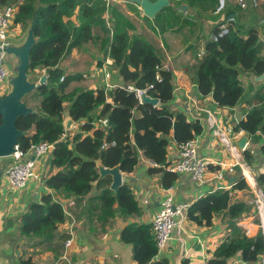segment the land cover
<instances>
[{
    "label": "trees",
    "instance_id": "trees-1",
    "mask_svg": "<svg viewBox=\"0 0 264 264\" xmlns=\"http://www.w3.org/2000/svg\"><path fill=\"white\" fill-rule=\"evenodd\" d=\"M188 1L169 0V3ZM6 5L15 7L10 28L15 25L23 30L32 28L34 42L29 50L26 73L37 77L36 72L44 69L47 76L46 82L30 93L36 97H32L35 106L30 107V101L24 100L37 112L17 118L15 125L22 132L17 145L25 151L31 143L56 144L48 161L50 169L56 171L43 178L52 193H43L38 201L29 204L19 218L21 233L51 240L66 219L60 200L73 198L78 207L93 191L83 207L91 232L107 231L115 215L123 218L139 215L140 207L130 185L123 183L113 192L109 188V175L98 180L96 161L107 168L119 166L122 172L129 173L145 159L154 164L147 169L149 173L161 172L165 189L177 179L176 173L165 169L169 164L168 146L171 142L178 145L196 137L203 125L199 120L189 121L185 113L170 108L174 75L172 70L163 68L165 49L158 42L139 36L130 39L128 31L133 30L134 25L115 1L0 0V7ZM166 10L171 14L170 19L159 23ZM182 15L171 5L162 7L153 17L155 27L152 28L164 33L178 25V31L185 22H191ZM86 43H93V48L98 50L95 52L97 69L106 56L111 58L109 69L115 72L118 81L111 80V88L84 87L81 84L87 79L83 73L71 74L59 67L63 56ZM202 53L196 50L186 66L193 71L198 92L203 96L211 94L219 107H234L241 101L245 91L239 77L241 72L255 76L264 74V56L258 31L253 27L245 34L232 27L218 41L209 38ZM129 85L146 89L148 96L158 99L159 106L140 103L134 91L127 88ZM255 103L233 129L243 130L257 143L259 134H264V98L255 95ZM67 115L77 122L78 130L74 133L63 126ZM104 118L107 119L105 128L93 124ZM259 153L264 157V142L259 146ZM242 155L247 163L251 162L249 150H243ZM255 181L264 200V172L256 174ZM249 189L238 172L230 189H217L188 206L187 220L197 225H211L216 213H222L227 219V234L205 264H228L236 254L247 264L262 258V232L248 236L246 229L237 224L249 213L251 205L245 201H230V192ZM119 240L131 244L132 257L137 264H168L165 258L154 259L158 252L151 225L130 222L121 229ZM21 262L31 264L30 259Z\"/></svg>",
    "mask_w": 264,
    "mask_h": 264
},
{
    "label": "crops",
    "instance_id": "crops-1",
    "mask_svg": "<svg viewBox=\"0 0 264 264\" xmlns=\"http://www.w3.org/2000/svg\"><path fill=\"white\" fill-rule=\"evenodd\" d=\"M245 1L246 7L241 8L235 2L227 0L226 8L220 15L214 14L217 0H190L188 3L173 5L169 3L177 12L183 14L182 18L194 23L185 22V25L178 31H176L178 25H175L173 30L169 29L167 31L169 37L167 42L164 41L165 44L158 42L157 37L151 36L152 41L158 42L166 50L164 65L172 70L174 75V90L170 108L185 113L189 121L199 120L203 125L201 133L195 138L200 156L208 163L205 180L196 182L189 174L178 173L172 186L165 189L161 183V172L149 173L147 169L154 164L141 159L132 172H122L123 183L130 185L140 207L139 215L126 218L115 215L107 231L102 234L91 232L87 226V217L83 212V207L85 200L94 193L93 191L83 198L80 206L68 208L70 216H66L65 221L55 232V236L48 240L44 236L34 237L22 234L19 218L27 211L32 201H38L43 193H52V191L46 188L44 182L41 183L35 179L30 180L23 189L11 188L4 177V170L12 159L10 156L0 157V264H21V260L25 259H30L31 264H65L59 259L64 250V240L68 237L65 229L74 221L73 242L69 247L72 264H137L132 257L131 244L119 240V233L124 226L130 222L151 225L153 215L159 209L160 202L167 193L172 196L175 203L190 205L201 196L217 189H230L238 172L242 174L250 189L230 192V201H245L251 205V209L237 224L246 229L248 236H253L258 231L264 235V200L255 181L256 174L264 172V157L259 153V146L264 142V134H259L257 143L253 142L244 131L234 136L233 142L236 145L242 136L247 137L244 150H249L252 155L251 162L247 163L242 155L243 150L237 149L230 153L212 134L207 122L208 117L215 118L219 124L226 126L235 125L243 119L247 111L256 105L254 96L258 94L264 98V74L255 76L242 72L239 77L245 91L241 101L234 107H219L213 101L211 94L203 96L198 92L193 71L186 66L192 61L196 50L202 52L205 41L210 38L217 24L226 15L235 16L236 21L233 28L241 33H245L251 27L257 29L261 54L264 56V0H256L257 5L255 6L253 0ZM124 3L127 8L130 5L133 10L136 8L141 11L135 3L126 4V0ZM182 5L186 6L185 9L181 8ZM144 28L149 31L147 25ZM29 30L30 28L23 30L19 25L10 28L11 45L19 47L24 44ZM167 32L160 34L165 35ZM77 49L84 50L82 47ZM85 56L87 54L81 53L82 58ZM9 58L6 62L9 73L7 79L0 84L1 94L12 89L10 79L14 76V64L17 58L16 56L10 60ZM78 58L80 61L81 58L79 56ZM87 63L91 72L81 73L94 74V77L90 79L96 78L98 69L95 54ZM36 73L38 80L43 74L46 75L44 69ZM83 82L87 83L86 80ZM87 85L92 88L97 86ZM154 106H159V101ZM177 154V145L171 142L167 152L168 162H173ZM6 158L9 161L5 160ZM48 161L49 156L36 160V168L42 178L56 171L50 169ZM255 219H258V222ZM226 221L222 213L214 214L211 225L207 226L197 225L187 220L186 217L183 230L174 228L167 245L157 253L154 259L165 258L168 264H205L214 248L227 234ZM59 235H66V237L62 239ZM262 258L253 264H261ZM228 264L247 263L241 260L239 254H236L228 260Z\"/></svg>",
    "mask_w": 264,
    "mask_h": 264
},
{
    "label": "built area",
    "instance_id": "built-area-1",
    "mask_svg": "<svg viewBox=\"0 0 264 264\" xmlns=\"http://www.w3.org/2000/svg\"><path fill=\"white\" fill-rule=\"evenodd\" d=\"M231 1L235 2L241 8H245L247 5L245 0ZM226 4L227 0H217L214 14H222L226 8ZM253 4L254 6L257 5L256 0H253ZM14 12L15 7L11 5L0 7V84L7 79L9 73L6 66V58L8 56L6 48L12 44L9 40V34ZM235 21L236 18L234 15H226L217 24L215 32L211 33L210 40L218 41L221 37L228 34ZM202 54L203 53L201 52L200 55ZM111 63V58L106 56L101 67L97 70V72L103 75L102 84L100 86L104 85L105 88H111L113 86L109 81L110 73L108 67L111 65ZM163 68L169 69L165 65ZM83 77L90 79V77H94V74L84 73ZM62 80L63 77L60 78V81ZM151 87L152 85L149 86V88ZM134 93L140 103H142V95L147 94L146 89L139 88H135ZM216 120L217 119L215 118H207V122L209 128H211L212 134L218 138V141L230 153L237 151L239 148L233 142V138L235 135L242 134L243 130L235 131L233 129L234 124L224 126L219 124ZM93 124L97 126L101 125V127L105 128L107 125V119L104 118L97 120L93 122ZM235 124H237V122ZM53 148V144L46 141L31 143L28 149L25 151L20 149L16 144L14 146V151L9 155L12 159V162L4 170V177L8 185L13 189L18 190L23 189L32 179L38 180L41 183L44 182L41 174L37 171L36 160L38 157L40 159L41 157L49 156ZM32 153H34V158L31 159L29 156ZM177 153V158L173 162L166 165L165 169L176 174L187 173L196 182L204 181L207 173L206 171L208 163L202 156H200L198 152L196 138L194 137L178 144ZM230 170L232 169L230 168ZM60 203L62 204L66 216H70L68 208L75 206L74 199H61ZM188 206L189 205L186 203H175L169 193L163 197L160 202L159 209L153 215L151 222V229L154 235L157 252H160L165 248L167 242L171 238L174 228L183 230ZM74 223L72 222L71 225L67 226L65 229V233L68 234V237L64 240V250L59 258L65 264H72L69 255V247L73 242ZM261 264H264V258Z\"/></svg>",
    "mask_w": 264,
    "mask_h": 264
},
{
    "label": "water",
    "instance_id": "water-1",
    "mask_svg": "<svg viewBox=\"0 0 264 264\" xmlns=\"http://www.w3.org/2000/svg\"><path fill=\"white\" fill-rule=\"evenodd\" d=\"M130 3H135L138 5L143 13V15L153 18L155 14L165 6L169 5V0H126ZM185 5L181 8L185 9ZM34 42L32 35V28L28 32V36L24 44L19 47L10 45L6 48L8 55L12 57L16 56V75L10 79L12 84V89L10 92L3 97H0V114H1V124H0V157L9 156L14 151V146L17 144V139L21 135V131L17 129L15 123L20 115H26L30 112L36 113L37 110L31 109L24 102L21 101L25 93H29L36 89L38 86L46 82V75H42L38 82L33 83L26 79V69L29 63V50ZM129 90L134 91L135 87L129 85ZM149 102L151 104H156L158 102L157 98H151L147 94L142 95V103ZM77 122L74 121L70 116H65L63 120V126L66 130L72 129ZM247 142V137L242 136L237 142V146L240 150H244L245 144ZM56 144H53L55 147ZM31 159L34 158V153L29 156ZM39 159V157L37 158ZM96 165L98 167L99 176L98 180L109 175L111 177V183L109 188L116 192L118 188L123 184L124 177L122 176V171L119 166L112 168L104 167L97 160ZM1 177V169H0ZM233 179V178H232ZM95 184V182H94Z\"/></svg>",
    "mask_w": 264,
    "mask_h": 264
},
{
    "label": "rangeland",
    "instance_id": "rangeland-1",
    "mask_svg": "<svg viewBox=\"0 0 264 264\" xmlns=\"http://www.w3.org/2000/svg\"><path fill=\"white\" fill-rule=\"evenodd\" d=\"M109 1H114V0H109ZM124 1L125 0H119L118 2H116V1L115 2L118 5H120V8L123 10V12L125 13V15L132 21V23L134 25V29L128 31V33L130 35V39L133 38V36L134 37L139 36L140 38H142L144 40L152 41L151 36H154V37H157L158 38V40H159L158 42H160V43L161 42L164 43V41L167 42V38L169 37V33L168 32L165 35H161L158 30L157 31L156 30H153L152 26L155 27L154 26V20H153V18H149L148 17L149 19H146L143 16L142 13H140V12L136 13L135 10H133L130 5L127 8L124 5L125 4ZM173 4L174 3H171V5H173ZM200 14L203 16V14L201 12H200ZM170 15L171 14L169 13V11L166 10L165 11V14L161 15V20H159V23H161L163 20L168 21L170 19ZM197 18H198V16H197ZM197 18H195V19H197ZM192 23H194V22L191 21V24ZM145 25H147V29L150 32L147 31L144 28ZM245 33H241V34H245ZM93 45H94L93 43H86V44H84V45L81 46L82 48H84V50L75 49L74 51H71L67 55L63 56L62 59L58 63L59 67L62 68L67 73H71V74L80 73V72H84V71H87L88 73H90L91 70H90L89 64L87 62L89 61L90 57H93V55L95 54V50L96 49L93 48ZM81 53H85V54H87V56H85V57L82 58L81 57ZM78 56L81 58L80 61H79ZM8 57H10L9 60L12 58L11 55H8L7 58H6V62H7ZM16 62H17V60H16ZM15 65H16V63L14 64V76L16 75V72H17ZM112 71H113L112 69H109L110 76H112L110 78V82L112 80V82L115 83L116 82V80H115L116 79V76H115V72L114 71L112 72ZM96 73H97L96 78L87 79L86 80L87 83H84L83 82V84H81V85H85L84 87H86L87 84H94V85H97V86L101 85L102 84V77H103V75L101 73H99V72H96ZM26 79L29 80L30 82H33V83L38 82V78L37 77H34V75L33 76H30V75L26 74ZM10 90H11V88L9 90H7L5 93L4 92L2 94L0 93V97H3L4 95L8 94L10 92ZM31 92L25 93L24 96L22 97L21 101L24 102V100H28V101H30V105L29 106L30 107H33V106H35V100L32 99L33 96H32V94H30ZM33 98H36V97H33ZM66 106H67V104H65V108H66ZM65 113L66 112H64V114ZM77 130H78V125L75 124V126L72 129H70V133H74ZM5 160H8V158H6ZM258 194L260 195V193H258ZM249 197H251V196H249ZM252 197H254V195H252ZM262 257L264 258V254H263ZM263 258H262V260H263ZM262 260H261V262H262Z\"/></svg>",
    "mask_w": 264,
    "mask_h": 264
}]
</instances>
